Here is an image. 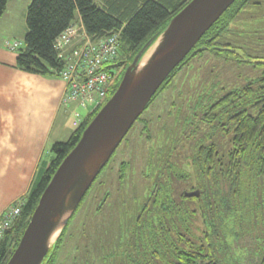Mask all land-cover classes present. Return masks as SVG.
I'll use <instances>...</instances> for the list:
<instances>
[{
  "label": "trees",
  "instance_id": "16d2710c",
  "mask_svg": "<svg viewBox=\"0 0 264 264\" xmlns=\"http://www.w3.org/2000/svg\"><path fill=\"white\" fill-rule=\"evenodd\" d=\"M7 1L0 0V15ZM188 1L31 0L25 14L24 46L17 50V66L29 72L58 75L62 61L56 55L54 39L77 19L93 39L118 32L119 50L111 64V72L118 78L107 90L104 103L138 50ZM251 5L257 6V2L235 0L169 74L149 104L178 71L205 51L216 55L227 52L244 62L225 49L234 47L248 59L264 58L250 54L238 42L221 41L223 32H229L244 8ZM261 40L264 43V36ZM256 65L263 67L260 76L223 93H213L211 86H207L206 91L201 90L202 96L192 103L186 101L188 94L177 92L176 100L178 97L182 103L177 110L185 113L179 136L163 149L165 154L159 157L157 171L125 230V237L96 257L91 254V258L95 257L99 264H264V64ZM170 103L175 105L176 101L173 99ZM102 104L84 117L66 141H56L50 146L51 157L42 161L36 170L27 194L19 198V215L0 239V264L6 263L16 247L55 169ZM141 120L142 114L130 130ZM182 139L187 152L175 154ZM126 165L125 161L120 163L121 184L125 181ZM100 173L70 219L74 218ZM195 189L200 191L198 197L183 195L185 190ZM104 200L95 208L100 209ZM70 219L42 264L63 263L57 261L58 252L67 236ZM117 223L120 227L124 222L119 219ZM82 229L81 226L79 232ZM76 233L74 231L72 237ZM73 261L72 264L87 263L82 252L76 254Z\"/></svg>",
  "mask_w": 264,
  "mask_h": 264
},
{
  "label": "rangeland",
  "instance_id": "374dc122",
  "mask_svg": "<svg viewBox=\"0 0 264 264\" xmlns=\"http://www.w3.org/2000/svg\"><path fill=\"white\" fill-rule=\"evenodd\" d=\"M259 1L260 4L257 6L244 8L230 27V31L223 32L222 42L230 40L238 42L245 46L250 54L264 56V43L262 40L259 41L261 36H264V0ZM252 31L256 32L255 35ZM21 42L23 47V38ZM262 70L263 67L255 66L253 62L237 61L233 55H227V52L216 55L211 51H205L178 71L167 87L143 111L142 118L148 121L147 130L140 131L143 128L142 122L135 124L101 171L74 218L70 219L67 236L64 238L61 251L58 252V263L72 264L73 257L82 252L87 263L79 262L80 264L92 262L99 264V261L94 259L96 255L107 251L108 247L125 237V230L132 222L144 199L150 179L154 176L160 152L171 140L179 136L178 130L185 115L183 110H177L182 106L178 97L177 100L175 97L179 90L182 91V95L188 94L186 101L193 103L198 96H202L201 90L206 91L207 86H211L213 93H223L229 88L256 79ZM173 99L176 101L175 105L170 103ZM67 109V119L63 123L65 128L59 131V136H55L56 132L51 136L50 146L56 141H66L69 138L75 128L74 112L82 116L88 112L74 103H70ZM186 148L187 145L182 139L174 151L186 154ZM122 161L127 162L123 184L118 178ZM105 192L108 193L107 196L104 195ZM104 196L106 199L101 208L96 209V205L101 204ZM118 218L124 222L123 226H118ZM81 226L83 229L79 232ZM74 231L77 233L72 237ZM102 246L104 249L100 250ZM91 254L95 257L91 258Z\"/></svg>",
  "mask_w": 264,
  "mask_h": 264
},
{
  "label": "water",
  "instance_id": "95a60500",
  "mask_svg": "<svg viewBox=\"0 0 264 264\" xmlns=\"http://www.w3.org/2000/svg\"><path fill=\"white\" fill-rule=\"evenodd\" d=\"M235 0H189L126 65L113 93L86 124L39 196L5 264H42L89 187L169 74ZM244 61L239 49L231 50ZM186 197L200 191L185 190Z\"/></svg>",
  "mask_w": 264,
  "mask_h": 264
},
{
  "label": "crops",
  "instance_id": "0c3cea01",
  "mask_svg": "<svg viewBox=\"0 0 264 264\" xmlns=\"http://www.w3.org/2000/svg\"><path fill=\"white\" fill-rule=\"evenodd\" d=\"M29 3L8 0L0 15V215L27 194L41 162L49 159L51 136L65 128L70 107L62 103L66 82L59 75L19 68L17 52L5 44L24 38Z\"/></svg>",
  "mask_w": 264,
  "mask_h": 264
},
{
  "label": "built area",
  "instance_id": "2783aa9c",
  "mask_svg": "<svg viewBox=\"0 0 264 264\" xmlns=\"http://www.w3.org/2000/svg\"><path fill=\"white\" fill-rule=\"evenodd\" d=\"M5 44L17 52L21 41ZM54 49L62 61L58 75L66 82L62 103L66 106L74 103L87 110V114L92 113L103 103L114 77L111 64L119 50L118 32L93 39L77 19L56 36ZM85 116L74 112L73 125L77 127ZM19 213L18 198L0 215V239Z\"/></svg>",
  "mask_w": 264,
  "mask_h": 264
},
{
  "label": "flooded vegetation",
  "instance_id": "af4514ba",
  "mask_svg": "<svg viewBox=\"0 0 264 264\" xmlns=\"http://www.w3.org/2000/svg\"><path fill=\"white\" fill-rule=\"evenodd\" d=\"M254 1L257 2V5L260 4V1H259V0H254ZM225 49L231 51V50H233V49H239V48L227 47V48H225ZM239 50H240V49H239ZM250 59H252V58H250ZM254 59H263V58H254ZM117 78H118V76L114 77V79L112 80V81H113V82H112V85H114V84L116 83ZM107 95H108V92H107ZM107 95H106V96H107ZM140 122L143 123V128H142L140 131H144V130H146V129L148 128V121L142 118V120H141ZM123 139H124V138H123ZM160 153H161V154H165V152H164L163 150H162ZM175 154H179V152H178V153L175 152ZM188 154H189V153H188ZM125 162H126V161H125ZM126 170H127V165H126ZM156 171H157V168L155 169V172H154V173H156ZM154 175H155V174H154ZM103 200H104V198H103Z\"/></svg>",
  "mask_w": 264,
  "mask_h": 264
}]
</instances>
